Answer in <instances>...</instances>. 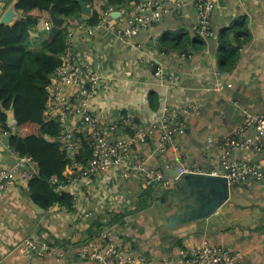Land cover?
Returning <instances> with one entry per match:
<instances>
[{
    "label": "crops",
    "instance_id": "obj_1",
    "mask_svg": "<svg viewBox=\"0 0 264 264\" xmlns=\"http://www.w3.org/2000/svg\"><path fill=\"white\" fill-rule=\"evenodd\" d=\"M16 1L6 0L0 6V20L10 8L15 14L14 22L19 19L14 10ZM161 2L165 10L161 21L130 44L103 30L91 36L79 27L72 30L75 51L101 78L91 110L106 121L116 117L129 119V128L118 125L116 138L132 135L136 127L147 130L157 126L163 109L191 107L182 118L185 135L159 148L155 133L145 143L132 146L129 161H144L163 173L178 166L216 172L221 166L219 147L224 139L255 137L253 128H243L244 116L264 115V0H215L210 17L213 38L202 40L200 49L188 47L186 52L167 50L163 40L169 35L175 37L180 29L193 37L195 13L190 0H180V13H176L173 0ZM103 9L104 3L97 1L91 13L95 11L100 16L116 11ZM91 13L83 14V19ZM236 22H242L240 29L247 39L239 48L234 67L219 72L217 35ZM83 25L84 21L80 26ZM53 29L47 32L52 33ZM44 34L29 40L31 50L42 46L47 37ZM155 61L175 76L174 86L154 76ZM219 80L231 87L223 92L213 91ZM8 138L0 136V168L15 162ZM230 157L239 163L264 164V147L258 153L235 150ZM33 172L31 165L18 171L13 187L0 198V264H26L21 244L30 238L47 249L31 264H97L76 256L78 247L89 238L92 222L94 226L103 225L102 231L113 229L124 249L145 258L143 264H160L164 259L179 263L176 256L181 251L203 242L240 251L246 264H264V189L252 180L231 185L229 200L212 219L170 228L166 222L175 210H170V199L163 194L168 188L161 184L152 187L143 179L122 178L111 169L65 187L75 201L72 212L57 205L41 210L29 198L27 184ZM69 174V170L63 173ZM171 180L169 189L174 187Z\"/></svg>",
    "mask_w": 264,
    "mask_h": 264
},
{
    "label": "built area",
    "instance_id": "obj_2",
    "mask_svg": "<svg viewBox=\"0 0 264 264\" xmlns=\"http://www.w3.org/2000/svg\"><path fill=\"white\" fill-rule=\"evenodd\" d=\"M5 2L6 0H0V6ZM214 2L215 0H190L195 13L192 31L202 40L214 36L210 28ZM173 4L176 13H180L182 8L180 0H173ZM113 13H117L116 18L112 17ZM164 13L161 0H140L130 6L128 10L103 12L98 22L92 26L78 27L90 36L98 30H103L112 34L118 41L130 44L141 32L158 24ZM51 28L50 23L46 26V31ZM72 37L73 32H68L65 48L59 57L60 66L50 78L44 111L46 121L52 119L59 124L61 150L69 162L65 170H69L70 174L63 175L62 180L58 178L51 180L54 190L56 192L65 191V187L71 183L105 173L111 169L116 170L122 178H139L148 184L155 182L164 188H170L172 180L163 172L150 168L144 161L130 162L129 151L135 144L145 143L147 138L155 137V133H157L155 138L159 148H163L165 145L171 144L177 137L185 135L186 127L182 118L189 113L191 107L175 111L163 109L161 120L157 126H152L147 130L136 127L132 135L115 138L118 125L121 128L130 127L129 119L116 117L106 121L93 114L91 101L99 93L101 78L91 65L77 54L71 42ZM152 66L157 79L165 82L168 86L176 84L175 76L166 72L162 64L155 61ZM230 87V84L219 80L215 82L212 90L223 92ZM14 124L15 121L5 124L0 122V136L9 137ZM243 128H253L255 137L237 140L233 136H227L219 147L220 169L208 174L225 177L229 185L245 184L251 179L258 187L264 189V164L239 163L230 157L231 152L235 150L249 149L258 153L263 149L264 115H245ZM83 144L91 151V157L85 166L75 161ZM10 151L14 155L15 162L8 168H0V198L3 193L13 187L18 171L25 170L26 166L31 165L34 167L33 173L36 174L34 162L27 157H20L13 150ZM184 171L206 173L199 169H184ZM74 208L73 198L72 209ZM21 246L26 264H31L36 256H44L47 253V249L39 246L38 242L32 238L23 241ZM76 256L97 264H143L145 261L141 254L124 249L120 238L111 228H106L98 238L79 246ZM176 258L181 261L180 264H246L240 251L211 245L207 242L187 251H181ZM179 263L164 259L160 264Z\"/></svg>",
    "mask_w": 264,
    "mask_h": 264
},
{
    "label": "trees",
    "instance_id": "obj_3",
    "mask_svg": "<svg viewBox=\"0 0 264 264\" xmlns=\"http://www.w3.org/2000/svg\"><path fill=\"white\" fill-rule=\"evenodd\" d=\"M82 1L88 6L102 1L104 11H119L139 0ZM51 9L57 18L64 19V25L53 29L38 50H31L29 40L38 39L47 32ZM14 10L19 19L12 25L0 24V122L5 124L7 112H13L15 124L8 138L9 148L36 164V174L27 184L31 202L41 210L57 205L72 212V195L67 191L56 192L51 183L53 178L62 180L69 162L61 150L59 124L52 119L45 120V104L50 78L60 66L59 57L68 32L80 26L82 21L92 26L100 16L93 11L83 19L77 0H17ZM241 23L236 22L217 35L219 72H228L234 67L239 48L247 39L245 31L240 29ZM163 44L167 50L186 52L188 47L200 49L203 41L180 29L175 37L167 36ZM90 157V149L83 144L75 161L85 166ZM89 229V238L84 243L97 238L103 225L94 226L92 222Z\"/></svg>",
    "mask_w": 264,
    "mask_h": 264
},
{
    "label": "water",
    "instance_id": "obj_4",
    "mask_svg": "<svg viewBox=\"0 0 264 264\" xmlns=\"http://www.w3.org/2000/svg\"><path fill=\"white\" fill-rule=\"evenodd\" d=\"M77 2L82 14L89 15L91 13L92 6L86 5L82 0H77ZM116 16L117 13L112 14L113 18ZM14 17L13 9L10 8L0 20V24L10 25L14 22ZM50 23L53 28L59 29L63 26L64 19L57 18L51 9ZM7 122H14L12 111L7 112ZM164 173L174 181V187L163 192L170 199V210H175L174 214L167 219V227L174 228L210 220L229 200L232 186L223 176L186 172L183 166H178L174 171L166 169ZM250 181L251 179L248 182ZM150 185L157 187L155 182H150Z\"/></svg>",
    "mask_w": 264,
    "mask_h": 264
},
{
    "label": "rangeland",
    "instance_id": "obj_5",
    "mask_svg": "<svg viewBox=\"0 0 264 264\" xmlns=\"http://www.w3.org/2000/svg\"><path fill=\"white\" fill-rule=\"evenodd\" d=\"M119 11H120V10H119ZM44 35H46L47 37H46V38H43V41H42L41 44H43V43L47 40V38L49 37L50 33L47 32V33H45ZM168 189H169V188H168Z\"/></svg>",
    "mask_w": 264,
    "mask_h": 264
}]
</instances>
